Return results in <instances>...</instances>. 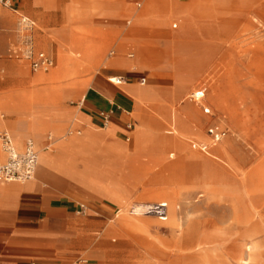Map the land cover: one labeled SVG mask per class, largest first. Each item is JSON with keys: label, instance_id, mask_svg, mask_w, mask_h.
<instances>
[{"label": "rangeland", "instance_id": "rangeland-1", "mask_svg": "<svg viewBox=\"0 0 264 264\" xmlns=\"http://www.w3.org/2000/svg\"><path fill=\"white\" fill-rule=\"evenodd\" d=\"M148 1L11 0L18 12L0 5V14L10 18L0 23V131L10 133L18 150L26 139L36 142L31 121L76 105L90 87L101 90V81L120 89L111 75L136 84L138 99L150 93L135 100L131 114L135 128L147 135L139 160H118L104 177V193L80 186L89 201L73 213L75 223L41 245L17 247L58 264H264V0H201L205 5L171 17L143 12ZM64 9L75 18L59 34ZM134 12L135 22L126 26ZM20 14L35 21L34 46L53 58L48 71H33L7 52L23 48ZM134 24L140 31L125 38ZM111 50L135 67L114 74L100 69ZM140 77L145 85L138 84ZM202 85L204 93L197 90ZM192 92L204 97L192 101ZM222 115L226 121L219 122ZM69 126L66 133L82 131ZM210 126L227 131L214 146L206 133ZM49 133L54 136L49 128L42 131V139ZM150 197L175 200L168 220L142 211V204L158 202Z\"/></svg>", "mask_w": 264, "mask_h": 264}, {"label": "crops", "instance_id": "crops-1", "mask_svg": "<svg viewBox=\"0 0 264 264\" xmlns=\"http://www.w3.org/2000/svg\"><path fill=\"white\" fill-rule=\"evenodd\" d=\"M29 1L36 4L35 0ZM39 1H41L40 4L44 2V0ZM47 2L48 0L42 5H46ZM135 4L137 9L141 7L140 1H136ZM147 4L143 12L150 11L151 14L159 12L163 17H171L176 14L175 11L178 9H184L182 11H185L190 5H205V2L188 0V2L177 3L150 0ZM208 5L207 3L206 6ZM13 7L14 4L10 0L8 8L18 12ZM114 9L110 13H114ZM84 13L81 12L80 16L85 21L88 14ZM134 14L135 12L131 13L129 19H125L126 26L130 25L131 20L135 22ZM20 15L28 17L33 22L32 36L33 42H35V21L25 14ZM72 18H75V13L68 18L64 9L61 20L64 24L58 29L59 34L66 32L69 26L67 23L73 20ZM9 19L0 14V23L10 22ZM134 27L135 24L129 32L123 33V36L127 38L137 35L140 30H136ZM176 27L177 23H172V28ZM72 41V43H76V39L73 38ZM113 53V50L109 51V57L104 59V64L101 62L100 69L107 70L108 74H114L115 70L133 69L135 67L134 60H125L126 58L120 57L121 55H113ZM133 56V52L127 55L128 58ZM50 57L52 58V56ZM59 61V57H57V62ZM7 65L4 63L5 69H7ZM1 72L2 70H0ZM117 76L122 77L120 74L111 75V77L117 78L115 82H119ZM111 77L108 80L113 82ZM142 78L145 79L143 83L140 81ZM37 79L44 80L45 76H37ZM140 80L138 84L145 85L146 77H140ZM101 85L103 86L101 90L94 87L86 90L74 106L64 109H52L48 112L49 120L40 118L41 121L33 120L29 123L30 134L35 137L36 142L32 138L29 139L34 141L36 148L39 147L38 164L33 179L24 183L0 184V264H58L33 258L29 255L32 250L29 251L28 248H32L30 246L33 245H41L44 237L54 235L58 230L74 222L75 216H73V213H79L87 209L84 200L89 201V197L86 198L79 188L83 186V188H91L104 193V187L107 186V184H103L104 177H108L107 173L112 174V167L118 164V160H139L137 154L143 149L147 135L143 128L139 130L135 128V120L131 114L135 110V100H145L150 93L144 88L147 91V96L138 99L139 91L136 84L121 81L120 85L122 86H120V89L103 81H101ZM204 86L202 85L197 90L201 91L203 89L202 93H204L206 90ZM193 93L190 94L192 101L200 102L204 97L195 98ZM201 108L204 114H211L210 106L202 105ZM221 120L226 121L224 115L219 116V122ZM219 122H216V124H219ZM73 123L82 128V131L79 128H74V131L69 130L66 133L65 125L69 124L70 128L74 125ZM48 128L54 133V136L49 133L42 139L41 132ZM224 131L227 132L221 127L220 130H217L214 126L207 128L206 133L211 138L213 146L222 138L221 136L220 140L214 142L213 134H222ZM73 132L76 135H73ZM140 134L144 135L141 141L138 140ZM48 136H51V141L48 140ZM15 137L16 144L20 145L22 135L18 134ZM48 145L49 147H47ZM14 146L18 152L23 150V148L18 150L15 143ZM201 150L207 155L212 156L214 154L211 147L210 151L205 147H202ZM170 153L174 156V152L170 151ZM96 182L99 183L98 186L94 184ZM149 200L151 202L165 201L171 207L177 205L172 197L162 199L150 197ZM66 218L67 222L64 221ZM66 223L68 224L66 225ZM17 246L28 248L18 249Z\"/></svg>", "mask_w": 264, "mask_h": 264}, {"label": "built area", "instance_id": "built-area-1", "mask_svg": "<svg viewBox=\"0 0 264 264\" xmlns=\"http://www.w3.org/2000/svg\"><path fill=\"white\" fill-rule=\"evenodd\" d=\"M0 5L9 7L10 0H0ZM18 23L22 30L21 40L23 48H9V55L16 59H25L33 71H48L53 66V59L45 52L35 49L32 36L33 22L28 17L20 15ZM117 77L122 81V77ZM141 81L143 83L145 79L142 78ZM114 83L120 84V81ZM201 92H203V89ZM194 97L200 98L201 96ZM221 136V133L213 134V141L220 140ZM48 140H52L51 136H48ZM0 152L3 156L0 159V184L24 183L34 178L39 151L33 140L27 139L23 150L18 152L10 133L2 130L0 131ZM142 211L145 214H153L159 220L165 221L168 215V205L167 202H154L150 206L143 208Z\"/></svg>", "mask_w": 264, "mask_h": 264}, {"label": "bare ground", "instance_id": "bare-ground-1", "mask_svg": "<svg viewBox=\"0 0 264 264\" xmlns=\"http://www.w3.org/2000/svg\"><path fill=\"white\" fill-rule=\"evenodd\" d=\"M119 81L121 82V80L119 79ZM3 158V156H2V153L0 152V159H2ZM161 202V201H160ZM163 202H165V201H163ZM152 204V203H151ZM168 205V204H167ZM148 206H150V204H146V205H144V204H142V206L141 207H148ZM166 220H168V216H167V218H166Z\"/></svg>", "mask_w": 264, "mask_h": 264}]
</instances>
